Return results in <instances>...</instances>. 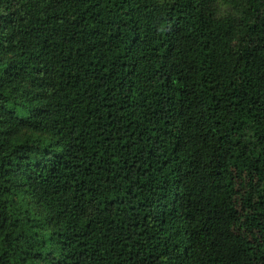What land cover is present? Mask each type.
<instances>
[{
	"label": "trees",
	"instance_id": "trees-1",
	"mask_svg": "<svg viewBox=\"0 0 264 264\" xmlns=\"http://www.w3.org/2000/svg\"><path fill=\"white\" fill-rule=\"evenodd\" d=\"M0 264H264V0H0Z\"/></svg>",
	"mask_w": 264,
	"mask_h": 264
}]
</instances>
